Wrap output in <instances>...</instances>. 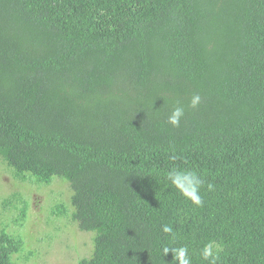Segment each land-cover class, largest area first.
<instances>
[{
  "label": "trees",
  "instance_id": "16d2710c",
  "mask_svg": "<svg viewBox=\"0 0 264 264\" xmlns=\"http://www.w3.org/2000/svg\"><path fill=\"white\" fill-rule=\"evenodd\" d=\"M0 161L68 185L50 216L93 234L76 264H177L163 249L185 245L209 264V242L217 264H264V0H0ZM173 167L201 176L203 206L165 179ZM13 203L0 264L33 254L13 262L26 240L6 231L28 217Z\"/></svg>",
  "mask_w": 264,
  "mask_h": 264
},
{
  "label": "rangeland",
  "instance_id": "374dc122",
  "mask_svg": "<svg viewBox=\"0 0 264 264\" xmlns=\"http://www.w3.org/2000/svg\"><path fill=\"white\" fill-rule=\"evenodd\" d=\"M62 181L55 178L52 185L38 187L33 183L16 179L11 170L0 161V224L2 221L10 222L11 219H16L23 207L22 203L2 204L3 198L13 192H20L28 203L25 226L17 233L6 231L22 238L24 242L26 240L22 255H15L13 262L16 258L23 259L30 251L33 253L29 261L25 263L17 261L16 264H76L77 258L91 253L92 233H81L75 226H66L64 221L50 216L54 197L60 196L64 200L70 197V189L65 181ZM57 224L61 226L59 232L54 229ZM53 234L54 241L49 238Z\"/></svg>",
  "mask_w": 264,
  "mask_h": 264
},
{
  "label": "clouds",
  "instance_id": "9594fccd",
  "mask_svg": "<svg viewBox=\"0 0 264 264\" xmlns=\"http://www.w3.org/2000/svg\"><path fill=\"white\" fill-rule=\"evenodd\" d=\"M202 100L199 94H194L190 98L188 107L192 109L198 108ZM185 115V107L179 102L172 109L168 116L167 123L173 127H179L182 118ZM165 179L176 188V190L186 199L190 200L196 206H203V198L200 194V189L204 184V180L194 170L181 169L179 167H173L165 173ZM208 190L213 188L212 184L207 185ZM162 231L165 234H171L174 238V230L169 225H163ZM172 252L173 259L177 261V264H192L191 257L189 256L188 247L181 246L179 248L164 247L163 252L167 255ZM219 247L215 245V242H209L203 246L200 250V256L204 261H208L209 264H217L219 259Z\"/></svg>",
  "mask_w": 264,
  "mask_h": 264
}]
</instances>
